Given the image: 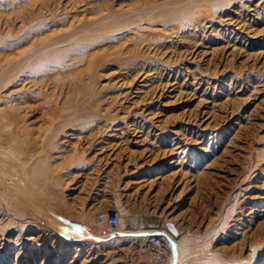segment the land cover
<instances>
[{
    "label": "rangeland",
    "instance_id": "obj_1",
    "mask_svg": "<svg viewBox=\"0 0 264 264\" xmlns=\"http://www.w3.org/2000/svg\"><path fill=\"white\" fill-rule=\"evenodd\" d=\"M178 1L102 7L134 14ZM163 23L79 73L72 98L83 96L80 117L93 119L54 138L46 159L61 165L59 180L43 185L33 205L19 182L0 202V264H150L155 237L163 246H152L167 255L176 241L204 243L214 264L250 261L259 247L250 264H264V0H230L190 25ZM157 205L187 236L170 222L152 236L142 232L156 228L126 229L132 216H156ZM97 212L115 213L119 224H99Z\"/></svg>",
    "mask_w": 264,
    "mask_h": 264
},
{
    "label": "bare ground",
    "instance_id": "obj_2",
    "mask_svg": "<svg viewBox=\"0 0 264 264\" xmlns=\"http://www.w3.org/2000/svg\"><path fill=\"white\" fill-rule=\"evenodd\" d=\"M100 1L102 5L94 8L91 0H0V90L5 88L8 95L0 100V202L6 196L13 197V187L19 182L20 195L33 205L43 185L59 180L61 165L46 159L47 151L55 145L54 138L68 125L84 129L93 119L91 113L86 114L90 116L86 121L80 117L88 107L85 98H72L79 89V73L91 71L108 50L116 53L115 44L120 40H149L150 30L161 32L154 27H166L164 21L196 23L230 0H179L167 11L148 8L134 14L108 10L102 7L107 0ZM117 31L122 33L113 36ZM19 87L24 90L14 93ZM38 118L45 121V128L37 123ZM151 186L152 183L148 185L149 195L157 198ZM157 209L161 207L157 205L152 214L158 217L129 216L126 229L156 228L142 232L152 236L170 222L179 239L187 236L173 219L165 216L167 208L159 214ZM193 236L188 240L192 241ZM153 240H148L150 264L215 262L213 258L208 261L211 254L202 242L198 246V242L182 245L176 241L167 255L164 249H154ZM258 248L250 250L252 259ZM252 259L233 257L231 264H250Z\"/></svg>",
    "mask_w": 264,
    "mask_h": 264
},
{
    "label": "built area",
    "instance_id": "obj_3",
    "mask_svg": "<svg viewBox=\"0 0 264 264\" xmlns=\"http://www.w3.org/2000/svg\"><path fill=\"white\" fill-rule=\"evenodd\" d=\"M95 220L99 224H103L108 228H116L119 224V218L115 213L97 212L95 214ZM152 244L159 248L163 246V239L161 237H155Z\"/></svg>",
    "mask_w": 264,
    "mask_h": 264
},
{
    "label": "water",
    "instance_id": "obj_4",
    "mask_svg": "<svg viewBox=\"0 0 264 264\" xmlns=\"http://www.w3.org/2000/svg\"><path fill=\"white\" fill-rule=\"evenodd\" d=\"M167 227L169 228L170 232H172V233L174 232L170 225H167Z\"/></svg>",
    "mask_w": 264,
    "mask_h": 264
}]
</instances>
